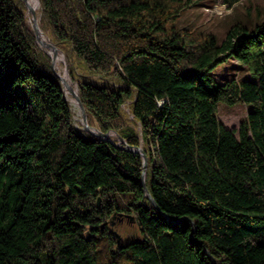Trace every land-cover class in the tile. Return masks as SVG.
I'll return each mask as SVG.
<instances>
[{"label":"trees","instance_id":"obj_1","mask_svg":"<svg viewBox=\"0 0 264 264\" xmlns=\"http://www.w3.org/2000/svg\"><path fill=\"white\" fill-rule=\"evenodd\" d=\"M39 1L89 123L143 147L157 206L141 153L75 125L25 0H0V264H264V16L220 40L176 25L187 0ZM229 59L246 74L219 82ZM220 102L248 106L238 128ZM125 221L139 235L118 241Z\"/></svg>","mask_w":264,"mask_h":264},{"label":"rangeland","instance_id":"obj_2","mask_svg":"<svg viewBox=\"0 0 264 264\" xmlns=\"http://www.w3.org/2000/svg\"><path fill=\"white\" fill-rule=\"evenodd\" d=\"M188 2V6L177 17L176 25L178 27L187 28L194 33H214L220 40L226 37L229 29L233 24L241 22L249 26H253L264 16V0H240L233 6H229L222 0H187V3ZM39 9L40 8L37 7L35 10L37 12V16ZM27 13L29 22L32 23V14L29 12L28 8ZM64 54L69 69V59L65 52ZM56 56L59 57L58 62L56 60ZM56 56L55 69L63 74L65 69L64 60L60 55L57 54ZM235 73H237V75L239 76H244L246 74V70L242 68L240 69L238 67V62L235 59H229L228 61L217 66L214 70V76L219 82L223 81L224 78L228 76H232ZM71 80L73 81V84H76L75 82L78 83V81L74 79L70 73V81ZM248 109V106L242 102L236 104H227L225 102H220L218 106V117L224 125L228 127L238 128L241 122L246 118ZM124 111L127 114L128 118H133V115L131 114L130 104L128 102L124 104ZM78 114L80 119L76 120L74 116L76 126L81 123L80 112H78ZM111 138L113 141H118L116 135H112ZM115 228L119 232L123 240L126 241L132 239L134 235L136 236L138 234V227L133 221L118 223L116 224Z\"/></svg>","mask_w":264,"mask_h":264},{"label":"water","instance_id":"obj_3","mask_svg":"<svg viewBox=\"0 0 264 264\" xmlns=\"http://www.w3.org/2000/svg\"><path fill=\"white\" fill-rule=\"evenodd\" d=\"M38 2L40 4L39 0H38ZM25 3L27 5V7H28V10H30L31 14H32V23H31V25H32V28H33V31H34L35 35L37 36V40H38L39 44L44 49H46L47 52L52 56V66L54 68H55V56L57 55L58 52H61V54H62V59L64 60V63H65V69H64L63 74H61L58 71H56V73H57V75L59 76V78L62 81L63 90H64L65 94H67V92H69L73 96V99L76 100L78 102V104H79V112H80V115H81V127H82V129H84L87 132H89L91 134H94V135H96V136H98L100 138L109 140L111 142H114L112 140L111 136L112 135H116L117 138H118V141L114 142V144L116 146L123 147V148L129 149L131 151H137V152L141 153V155L143 157V165H144V170H143L142 177H143V185H144V189H145V195L157 206L156 201L154 200L153 196L151 195V193H150V191L147 188V185L145 183L148 158H147V155H146L143 147L141 145L140 146H133V145L127 144L125 139L115 130H110V131L104 132L101 129H99V128L95 127V126H92L89 123V119H88V114H87L86 108H85V106H84V104H83V102H82V100L80 98V95H79L78 83L75 82L76 84H73L72 80H71V82H69L66 79V75H68L70 77V72H69V69H68V66H67V61H66V57H65L64 52L55 43H53L49 39L48 36H47L48 39H45V37H43L42 34H45V33L43 32V30L41 29V27L39 25V19H38V16H37V12L35 11V9L33 7L30 6V4L28 3L27 0H25ZM115 234L117 236V240L120 241L121 236L119 235V233L117 231H115ZM207 253H209V251H207Z\"/></svg>","mask_w":264,"mask_h":264},{"label":"bare ground","instance_id":"obj_4","mask_svg":"<svg viewBox=\"0 0 264 264\" xmlns=\"http://www.w3.org/2000/svg\"><path fill=\"white\" fill-rule=\"evenodd\" d=\"M28 3H29L30 6L33 7L35 10H36L37 7L40 8V4H39L38 0H28ZM27 8H28V7H27ZM29 12L31 13L30 10H29ZM38 19H39V18H38ZM42 35H43V37H45V39H48L47 35H45V34H42ZM57 54L60 55V56L62 57L61 52H58ZM56 60H57V62L59 61V57H58V56H56ZM66 79H67L69 82H71V81H70V77H69L68 75H66ZM67 97L71 100V104L73 105V108L75 109L74 111L76 112V114H75V118H76V120L80 119L79 114H78V112H79V111H78V108H79V104H78V102H77L76 100L73 99V96L70 95L69 92H67Z\"/></svg>","mask_w":264,"mask_h":264},{"label":"flooded vegetation","instance_id":"obj_5","mask_svg":"<svg viewBox=\"0 0 264 264\" xmlns=\"http://www.w3.org/2000/svg\"><path fill=\"white\" fill-rule=\"evenodd\" d=\"M113 226L115 227L116 225L114 224Z\"/></svg>","mask_w":264,"mask_h":264}]
</instances>
